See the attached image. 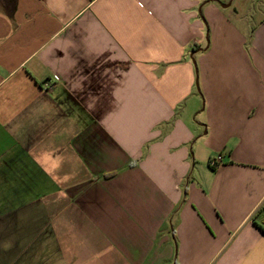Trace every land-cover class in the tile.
I'll return each instance as SVG.
<instances>
[{
    "label": "crops",
    "instance_id": "crops-1",
    "mask_svg": "<svg viewBox=\"0 0 264 264\" xmlns=\"http://www.w3.org/2000/svg\"><path fill=\"white\" fill-rule=\"evenodd\" d=\"M214 3L0 0V264H264V10Z\"/></svg>",
    "mask_w": 264,
    "mask_h": 264
},
{
    "label": "rangeland",
    "instance_id": "rangeland-1",
    "mask_svg": "<svg viewBox=\"0 0 264 264\" xmlns=\"http://www.w3.org/2000/svg\"><path fill=\"white\" fill-rule=\"evenodd\" d=\"M223 1H230L231 2V5L232 7H239V8H245V9H250L251 11L255 9V11L257 10L258 12V6H259V9L261 10H264V1L262 0H215V3L214 4H224L222 3ZM258 2V3H257ZM263 3V5H261ZM232 8L230 7L228 10H231ZM201 17L202 14H200ZM2 235H5V234H1L0 236V248H1V251H7V238H4L5 236H2ZM6 235H7V232H6Z\"/></svg>",
    "mask_w": 264,
    "mask_h": 264
},
{
    "label": "trees",
    "instance_id": "trees-1",
    "mask_svg": "<svg viewBox=\"0 0 264 264\" xmlns=\"http://www.w3.org/2000/svg\"><path fill=\"white\" fill-rule=\"evenodd\" d=\"M252 222L259 228L261 233L264 235V202L262 206H260L259 209L254 213L252 217Z\"/></svg>",
    "mask_w": 264,
    "mask_h": 264
},
{
    "label": "built area",
    "instance_id": "built-area-1",
    "mask_svg": "<svg viewBox=\"0 0 264 264\" xmlns=\"http://www.w3.org/2000/svg\"><path fill=\"white\" fill-rule=\"evenodd\" d=\"M223 161V156L221 154H217L212 159L209 160L208 165L211 168H216Z\"/></svg>",
    "mask_w": 264,
    "mask_h": 264
},
{
    "label": "water",
    "instance_id": "water-1",
    "mask_svg": "<svg viewBox=\"0 0 264 264\" xmlns=\"http://www.w3.org/2000/svg\"><path fill=\"white\" fill-rule=\"evenodd\" d=\"M220 6L221 7H223V8H226V7H228L229 6V3L228 4H220ZM200 9H201V7L198 9V13H200ZM199 50H201V49H199ZM198 50V51H199ZM196 51H193L192 53H191V56L195 53ZM190 56V57H191ZM192 62L194 63V60L192 59Z\"/></svg>",
    "mask_w": 264,
    "mask_h": 264
}]
</instances>
